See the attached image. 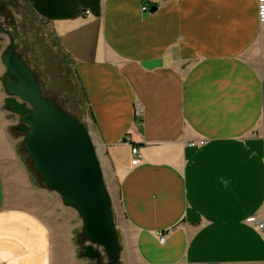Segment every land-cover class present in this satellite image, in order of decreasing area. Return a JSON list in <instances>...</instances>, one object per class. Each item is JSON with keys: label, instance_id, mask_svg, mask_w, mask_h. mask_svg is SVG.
Instances as JSON below:
<instances>
[{"label": "crops", "instance_id": "0c3cea01", "mask_svg": "<svg viewBox=\"0 0 264 264\" xmlns=\"http://www.w3.org/2000/svg\"><path fill=\"white\" fill-rule=\"evenodd\" d=\"M26 3L74 70L118 264H264V231L253 224L264 219L257 0ZM5 42L0 35V264H92L78 213L19 152L23 134L4 104Z\"/></svg>", "mask_w": 264, "mask_h": 264}, {"label": "water", "instance_id": "95a60500", "mask_svg": "<svg viewBox=\"0 0 264 264\" xmlns=\"http://www.w3.org/2000/svg\"><path fill=\"white\" fill-rule=\"evenodd\" d=\"M0 35L9 43L2 57L7 70L4 104L18 118L17 130L24 135L22 147L33 172L78 213L83 257L92 264H118L121 247L113 208L89 131L43 95L34 73L16 52L13 35L1 25Z\"/></svg>", "mask_w": 264, "mask_h": 264}, {"label": "rangeland", "instance_id": "374dc122", "mask_svg": "<svg viewBox=\"0 0 264 264\" xmlns=\"http://www.w3.org/2000/svg\"><path fill=\"white\" fill-rule=\"evenodd\" d=\"M0 25L13 35L15 50L34 73L43 95L69 116L78 118L86 128V108L74 70L65 54L59 50L47 25L32 14L26 0H0ZM5 41L8 42L7 37ZM253 56L257 69L263 73L264 40ZM23 139L24 135L21 136L18 149L32 170L31 162L22 147Z\"/></svg>", "mask_w": 264, "mask_h": 264}, {"label": "built area", "instance_id": "2783aa9c", "mask_svg": "<svg viewBox=\"0 0 264 264\" xmlns=\"http://www.w3.org/2000/svg\"><path fill=\"white\" fill-rule=\"evenodd\" d=\"M257 6H258V17L261 21V24L264 26V0H257ZM142 11H145V9H142ZM134 116L135 118L138 119H142L144 117V113H143V108L141 106V104L138 102L135 104L134 106ZM205 141H199V142H194L191 143L192 145H203ZM132 155H137L138 156V150L133 148L131 150ZM254 227L258 230V231H264V219H260V220H255L253 222ZM159 241L160 243H162L164 241V237L160 236L159 237Z\"/></svg>", "mask_w": 264, "mask_h": 264}]
</instances>
